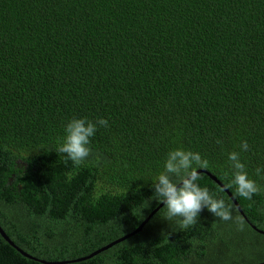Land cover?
<instances>
[{"label": "trees", "instance_id": "16d2710c", "mask_svg": "<svg viewBox=\"0 0 264 264\" xmlns=\"http://www.w3.org/2000/svg\"><path fill=\"white\" fill-rule=\"evenodd\" d=\"M81 117L108 127L74 171L55 148ZM176 148L199 152L223 185L228 154H240L260 188L251 200L228 189L247 221L202 172L198 183L232 206V220L205 209L181 230L162 205L91 255L157 208L151 180ZM258 167L264 0H0V227L34 257L0 234V264L263 262Z\"/></svg>", "mask_w": 264, "mask_h": 264}, {"label": "clouds", "instance_id": "9594fccd", "mask_svg": "<svg viewBox=\"0 0 264 264\" xmlns=\"http://www.w3.org/2000/svg\"><path fill=\"white\" fill-rule=\"evenodd\" d=\"M98 127H108V121L100 118L95 122L86 117L70 119L64 128V136L58 139L55 152L65 157V162L71 161L73 170L86 163L92 149L91 138ZM218 143L220 141H217ZM240 147L249 150L247 141H242ZM228 161L232 169L231 179L228 180L222 191L235 189L234 195L251 200L254 194L260 192L255 180L249 178L246 165L241 162L238 152H230ZM208 161L199 152L176 148L169 151L161 171L152 181L151 187L157 203H162L166 208L165 217L168 221L178 219L181 230L197 224L200 213L207 209L220 220L233 219L232 206L225 199L214 196L207 187L201 186L199 169H207ZM264 168H256V175H261ZM70 181L73 177L68 175ZM138 190V189H137ZM239 230H243V222L236 217Z\"/></svg>", "mask_w": 264, "mask_h": 264}, {"label": "water", "instance_id": "95a60500", "mask_svg": "<svg viewBox=\"0 0 264 264\" xmlns=\"http://www.w3.org/2000/svg\"><path fill=\"white\" fill-rule=\"evenodd\" d=\"M198 171H200L201 173H205L207 174L213 181H215L220 187L223 188V184L221 182H219V180L214 176L212 175L211 173L207 172L206 170H203V169H199ZM228 196L231 198L232 202L234 203V205L236 206L237 210L240 212V214L245 218V220L247 221V218L244 214V212L241 210V207L239 206L238 202L236 201V199L232 196V194L228 191V189H226L225 191ZM163 204L160 203L157 208L153 209L149 214L148 216L131 232L127 233V234H124L122 237L108 243L106 246H104L103 248L99 249V250H96L95 252H93L91 255H94L98 252H100L101 250L105 249L106 247H110L112 246L113 244L119 242V241H122L124 239H126L127 237L137 233L138 231L141 230V228L143 227V225L149 220V218L159 209V207H161ZM253 227V226H252ZM260 232L264 233V231H261L259 230ZM0 234L2 235V237L12 246L14 247L15 249H17L22 255L28 257V258H34L33 256L27 254L25 251H23L22 249H20L17 245H15L9 238L8 236L3 232V230L1 229L0 227ZM89 255V256H91ZM42 261V260H40ZM44 262V261H43ZM256 264H264V261L263 262H258Z\"/></svg>", "mask_w": 264, "mask_h": 264}]
</instances>
